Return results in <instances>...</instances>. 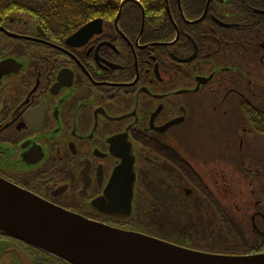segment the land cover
<instances>
[{
	"label": "flooded vegetation",
	"instance_id": "1",
	"mask_svg": "<svg viewBox=\"0 0 264 264\" xmlns=\"http://www.w3.org/2000/svg\"><path fill=\"white\" fill-rule=\"evenodd\" d=\"M207 1L167 0L162 10L127 2L117 21L118 10L63 37L27 16H7L0 59L16 66L0 77V177L109 225L120 223L93 202L126 155L157 194L169 186L207 210L231 181L242 192L247 174L261 179L250 120L264 109V0ZM95 19L92 34L67 43ZM209 124L230 146L228 163L209 144L188 145ZM263 206L242 205L253 213ZM255 223L264 231L263 220ZM10 243L31 264L43 262L0 234V255L14 256L6 264H21Z\"/></svg>",
	"mask_w": 264,
	"mask_h": 264
},
{
	"label": "water",
	"instance_id": "2",
	"mask_svg": "<svg viewBox=\"0 0 264 264\" xmlns=\"http://www.w3.org/2000/svg\"><path fill=\"white\" fill-rule=\"evenodd\" d=\"M98 22L82 26L67 43L92 34ZM13 63L11 58L0 61V77L15 68ZM128 156L113 170L104 194L93 202V207L109 218L131 215L135 173ZM0 231L70 264H264V253H204L111 227L54 206L1 178ZM17 253L23 263L28 260Z\"/></svg>",
	"mask_w": 264,
	"mask_h": 264
},
{
	"label": "trees",
	"instance_id": "3",
	"mask_svg": "<svg viewBox=\"0 0 264 264\" xmlns=\"http://www.w3.org/2000/svg\"><path fill=\"white\" fill-rule=\"evenodd\" d=\"M141 1L146 7L156 8V10H159L158 8L162 10L165 4L164 0ZM119 2L120 0H0V26H4L8 22L7 16L9 15H15L16 17L27 16L33 23L40 25L46 30L53 31L52 36L63 37L92 18L111 17L117 12ZM127 10L126 5L123 7V11ZM250 125L255 133L264 138V109L260 110L257 114H252ZM253 163L261 164V171L264 173V163L257 161ZM263 189L264 185L260 190H257V194L261 195ZM152 194L148 193L138 196L132 220L134 225L149 222L154 225V228L161 229L166 233L168 229L180 236L186 235L182 238L175 237L171 239L170 234L167 233L169 238L166 239L172 242L179 241L183 245H191L192 248L205 252L244 254L264 250V237L254 235L249 230L248 235L257 237L258 242L253 246H249V251L241 246V238L245 237L243 224L249 223L247 216L241 215L237 210H234L235 213L231 214L233 219L239 217V221L241 222L239 227L235 226V229L238 231L236 232L230 223V220L232 221L229 215L230 209L224 207L222 201L219 204L214 201L213 211H204L201 207L197 206V200H194L195 203L191 207L183 205V202L190 199H181L186 196L179 197L183 201L179 206L169 204L161 206L158 203L156 205L154 201L160 200L164 196ZM251 195V193H248V196ZM247 198L251 199V197ZM204 214L209 219L204 220ZM195 235H198L201 239L194 242L191 236ZM51 264L66 263L62 261H58L57 263L56 261Z\"/></svg>",
	"mask_w": 264,
	"mask_h": 264
},
{
	"label": "rangeland",
	"instance_id": "4",
	"mask_svg": "<svg viewBox=\"0 0 264 264\" xmlns=\"http://www.w3.org/2000/svg\"><path fill=\"white\" fill-rule=\"evenodd\" d=\"M204 120H205V125L207 123H210L208 120H207V116H204L203 117ZM229 127H231V123L229 124ZM232 128V127H231ZM223 132V131H222ZM240 134V133H239ZM238 138V137H237ZM240 138V136H239ZM220 139H222V134H220ZM255 142H260V143H263L260 139L258 138H254ZM191 141V142H190ZM190 141L188 142V145H192L194 147V149H198L199 146H202V145H206L208 146L207 144L211 145V151L212 152H215V153H218V156H216V160H218L219 162L222 161V162H229L228 160H225V159H228L230 158V155H231V152L229 151V148L230 146L226 145L223 141L221 140H218L217 139V135H216V131H215V127L213 125L210 126V124L202 129L199 130V128L194 131V135L193 137L190 139ZM253 145V143H251ZM264 144V143H263ZM205 146V147H206ZM207 149L209 147H206ZM261 154H264V146L262 147H259L257 148V155H261ZM239 193L240 192V189H239ZM162 197L160 200H155L154 203L157 205L160 204L161 206H163L164 204H169V205H175V206H179V204L181 205V202H183L178 196L179 194H176V192L174 191H171L169 186L165 187L163 190H162V193H161ZM194 200L193 199H188L186 202H183L182 204L185 205V206H193L194 205ZM232 213H235L232 209L229 210V215L232 219V221L230 220V223L232 224V226L234 227L235 229V226L236 227H239V225H241V222L239 221V217L233 219L231 214ZM244 227V231H245V237L241 238V241H240V244L243 248H245V250L249 251L250 250V247L249 246H253L255 244H257L258 240L253 238V237H249L248 236V228L246 226H243ZM165 228V227H164ZM132 230H136L138 232H141V233H144V234H148V235H151V236H155V237H158L160 239H163V240H167L166 238H169V236L167 235V233L170 234V238H175V237H180L182 238L183 236H186V235H178L176 232H173V231H170L167 229V233L161 229H157V228H154V225L149 223V222H142V224L140 223V225H133ZM236 230V229H235ZM236 232H238L236 230ZM192 239H194V242L200 240L201 238H199L198 235H195V236H191ZM171 243H174V244H177V245H180V246H184V247H188L190 249H195V248H192L191 245L187 246V245H183L181 242L179 241H171ZM231 255V254H229ZM11 257L14 259V256L12 255H2L0 257L1 261H0V264H6V260H8V258Z\"/></svg>",
	"mask_w": 264,
	"mask_h": 264
}]
</instances>
